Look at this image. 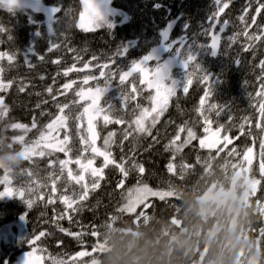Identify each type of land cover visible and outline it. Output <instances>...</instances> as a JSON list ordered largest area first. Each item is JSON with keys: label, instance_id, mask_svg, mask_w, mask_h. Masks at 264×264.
<instances>
[{"label": "trees", "instance_id": "trees-1", "mask_svg": "<svg viewBox=\"0 0 264 264\" xmlns=\"http://www.w3.org/2000/svg\"><path fill=\"white\" fill-rule=\"evenodd\" d=\"M43 2L57 8L51 31L46 26L44 13L0 2V29L6 31L0 32V52L15 53L11 65L7 60L0 61V68H3L0 78L5 83L13 82L7 91H0L8 107L7 116L0 120V159H3L0 176L5 171L12 173V184L9 185L12 188L27 185L29 172L34 174L32 180L48 184V187L31 197L34 201L32 207L26 202L29 198L27 194L25 199L15 192L0 197V264H14L18 254L32 246L45 249V253L63 260L65 264H69L77 252H91L99 239L91 235L93 228L98 231L105 220L118 214L127 201L128 191L139 185L169 189L172 195L166 198L151 197L146 201L149 205L147 208L139 205L136 213H126L133 222L155 215L170 218L179 224L177 216L181 212L180 201L173 188L183 186L202 190L217 181L229 186L233 174L243 166V154L249 147H253L254 158L248 173L251 178L260 181L256 192L249 197V204L255 210L250 231L257 240V246L264 248V177L260 174V164L264 162L260 141L264 139V132L256 127L261 120L259 103L264 102V96L260 95L264 85V72H261L264 41H249L245 36L246 24L251 26L247 28L249 35L264 32V12L257 14L255 11L259 6L257 0H251L247 13L244 9L250 0H221L220 6L228 3V7L217 16L219 22L223 23V31L215 55L210 49L209 32V25L218 11L215 0H112V5L125 12L128 19L120 23L121 17L116 15L113 25L104 24L93 30H85L77 25L81 0ZM252 16H256L258 25H252ZM210 17H213L211 21ZM171 19L175 22L170 38H183L185 46L198 54L187 69L174 71L181 85L170 97L155 125L152 126L151 122L146 124L151 128L150 133H133L124 140L125 130L131 131L129 123L152 102V90L145 83L141 84L139 73H132L123 85L117 73L114 79L107 82L109 89L101 99L102 108L107 109L109 104L112 105L115 117H122L126 123L105 126L103 114L96 121L97 146L103 145V138L109 132L115 133V143L111 146L115 159L120 161L123 156L129 160V168L132 162L142 164L145 173L141 175L138 170H132L125 178L114 166L105 168L104 178L94 191H90L79 211H69L72 219L69 220L67 215L57 219L65 213V205L55 194L54 203H48L51 180L47 178L53 171H59L58 163L53 168L49 166L50 161L66 159L64 154L55 152L45 157L34 155L12 166L5 163L12 160L6 159V156L21 149L22 144L39 138V129H43L58 114L52 96H56L60 104H69L73 115L79 114L83 111L84 102L76 93L88 86L105 85L104 77L100 76L101 66L109 65V68L104 69L106 73L127 70L132 62L159 42L162 28ZM52 44L57 47L49 51ZM25 56L30 63H25ZM41 56L43 59H40ZM197 64L200 68L196 67ZM70 68L74 70L65 76L64 72ZM206 74L209 75L208 80L203 79ZM86 76L97 79H90L84 84ZM73 81L72 88L64 91L63 85ZM185 84L187 92L184 91ZM49 87L53 89L51 94L47 91ZM134 87L136 92L132 91ZM21 88L24 90L20 91ZM206 90H210V95L201 104ZM128 94L130 96L125 107L122 101ZM74 100L77 103L73 104ZM212 106L222 107L219 116L216 114L218 109ZM205 116L212 121L211 129L222 125L221 131L230 136L232 143L226 148L221 145L213 149L201 148L198 138L205 134ZM33 122L37 128H32ZM12 123L23 124L28 131L13 129L10 126ZM76 123L79 122L70 120L68 126L74 147L79 148ZM181 128L185 130L180 131ZM187 128L193 129L196 139L184 144L176 153L173 148H166L178 132L179 140L176 143L183 144L187 138ZM21 137L23 139L18 140ZM232 149L236 152L232 153ZM75 155L74 152L73 159ZM170 162L175 165L174 174L167 169ZM102 163V158H97L95 166L99 167ZM121 180L124 183L118 188ZM3 187L0 185V191H3ZM75 190L79 191V186ZM20 222L21 227L18 226ZM60 228L67 231L62 232ZM40 232L48 235L41 237L34 245H29L28 240L34 239ZM69 232L80 235L76 237L69 235ZM89 259L90 256L80 258L76 264H80L81 260L86 264Z\"/></svg>", "mask_w": 264, "mask_h": 264}, {"label": "snow or ice", "instance_id": "snow-or-ice-1", "mask_svg": "<svg viewBox=\"0 0 264 264\" xmlns=\"http://www.w3.org/2000/svg\"><path fill=\"white\" fill-rule=\"evenodd\" d=\"M5 3L10 2V0H4ZM217 6L220 5L221 0H216ZM230 2V0H229ZM84 5V11L80 12V23L79 27L83 29H87L88 25L97 20L100 17V13L98 11L97 5L93 2V0H82ZM258 7L255 8L257 14H261L264 12V2L261 0H257ZM228 7V3H224L223 7H219V11L214 14L215 16H219V13L224 12V10ZM251 7V0L248 6L245 7L244 12H248V8ZM55 11V10H54ZM210 21L213 17L209 18ZM242 20L245 19L244 16L241 17ZM252 25H258V21L256 16H252ZM227 24V21H225ZM251 27L250 25H245V36L249 41L260 40L264 41V32L260 34H252L249 35L247 32V28ZM51 31V29H49ZM223 31V28H221ZM0 32H6L5 29H0ZM217 41L218 37L213 35L212 36V43H211V50L213 55L216 54L217 50ZM57 47V45L52 44L49 51L52 48ZM247 50V49H246ZM43 59V56L40 57ZM150 59L149 57H145L144 60L140 62H135L132 68L128 71H120L115 70L110 73H106L104 69L109 68L108 64H104L101 66L100 76L104 77L105 80V87L100 88L97 86L95 89L88 88L85 91L83 88L79 92L76 93V96L80 98V100L91 101L87 107L83 108V111L79 114L73 115L70 105L67 103L60 104L57 102L56 96H52L53 102L56 104L58 109V114L55 115V118L51 120L43 129H39V139L34 141L27 150V158L31 159L33 155H38L40 157L50 156L52 153L59 152L63 153L66 159H59L52 160L49 163L50 167H55L58 163L59 171H53L47 179L51 180L50 186V193L48 195V203H54L53 195H57L60 202L65 205V213L61 216L57 217V219H63L65 215H67L68 219L71 220L72 217L69 215V211L77 212L79 211L83 201L88 198L90 191H94L100 184V181L104 178V169L108 168L109 166H114L119 170L123 177H127L129 172L132 170H138V172L142 175L145 173V168L142 164H137L132 162L131 167H128L129 160L125 159L123 156L120 158V161H117L111 151V146L115 143L113 140V136L115 133L109 132L107 136L103 138V145L97 146V139L98 133L96 131V121L98 118L101 117L103 114L102 119L104 125L107 126L108 124L116 123V124H124L126 121L122 117H115V114L112 113V105H108L107 109L100 107L99 100L102 96V93L106 90L107 82H110L112 79L115 78L117 73H119V81L120 84L123 85L125 80L132 75L133 72L139 71L141 73V84L147 83L149 88H154L156 90V96L151 97L153 102V107L151 109V113L148 109H142L140 111L139 116L136 117L131 123H129L128 127L131 131L125 130L124 140H127L129 136L133 133H150L151 128L145 125V121L148 120L149 116H151V124L152 126L155 125L156 120L159 118V115L166 109L168 97L175 94V89L181 85H177L176 81H172L171 87L165 88L164 87V76L159 69L153 71L151 79H147L145 75V68L142 65L146 64V61ZM7 60L9 65H11L15 60V53H8V52H0V61ZM54 63H59V61H53ZM191 62H195V57L191 54L187 55L186 59L184 60L185 69L188 68ZM25 63H30L25 56ZM237 63H239L237 61ZM88 65L85 64V68ZM197 68L200 66L197 64ZM74 69H68L64 72V75L67 76L68 72L73 71ZM3 72V68H0V73ZM261 72H264V61H261ZM43 79V77H41ZM90 79H97L96 77L86 76L84 78L83 83L87 84ZM204 80L209 79V75H205L203 77ZM264 79V78H262ZM12 81L4 82L2 78H0V91H7L8 88L11 87ZM75 83L74 81L71 83H67L63 85V90L67 91L68 89L72 88V84ZM24 89L21 88L20 91ZM48 93L51 94L53 89L49 87L47 89ZM64 91L61 92V95L64 94ZM133 92H136L137 89L134 87L132 89ZM184 91L187 92L188 88L187 85H184ZM210 95V90L205 91L204 97L201 98V104L204 103L205 98ZM261 96H264V85H262ZM130 94L124 96V100L122 103L125 107H127L126 101L129 99ZM135 99L134 96L131 97ZM73 104L77 103V101H72ZM140 108V105L136 106ZM213 108H217V116L220 115V111H222L221 106H212ZM67 110V111H66ZM135 111V110H134ZM155 113V115H152ZM259 113L261 116V120L256 124V127L259 128L262 132H264V102L259 103ZM8 114V107L4 103V98L0 96V120H3ZM87 118V127L83 126V122ZM78 121L79 123L75 124V131L76 135L79 138V148L74 147V141L72 140V136L69 131L68 123L69 121ZM204 132L210 133L209 136H205L203 139H200L199 143L201 148L209 142L212 141L216 145L223 144V148H226L229 144L232 143V140L227 136H223L221 139L220 137V128L223 127L222 125L218 127L215 131L211 130V123L212 121L209 117H204ZM135 125L132 128V125ZM11 128L13 129H23L25 132L28 131L27 126L19 123H12ZM32 128H37V124L33 122ZM184 128H181L180 131H184ZM63 133V138L60 139V135ZM250 134V133H249ZM23 139V137H21ZM196 139V134L192 128H187V138L183 141V144H177L176 141L179 140V132L177 133L176 138L170 142L169 145H166V148H173L174 153L179 152L184 144H188L191 140ZM207 141V142H206ZM260 148L264 150V139L260 141ZM76 153L75 158L73 159V153ZM236 150L232 149V153H235ZM252 149L249 147L243 154V159L247 161L251 165L252 163ZM262 160H264V151L261 152ZM97 158H102L103 163L97 167L95 166ZM131 159V158H129ZM70 165H75L76 167L73 168ZM183 167V165H180ZM167 169L170 173L174 174L176 171L175 165L170 162L167 165ZM260 174L264 177V162L260 164ZM13 174L7 171L4 172L3 176H0V185L4 186L3 191H0V197L4 196L5 194L11 195L15 192L16 195L20 196L21 198L25 199L26 194L29 198L26 199V202L29 207L33 206V199L31 198L36 194L37 191H42L44 188L48 187V184H40L36 180H32L31 177L34 175L33 173H27L29 177V181L27 185H21L18 188H12L9 185L12 184L11 176ZM124 181L121 180L117 187H121ZM260 184V181H257ZM61 185L63 186V192L61 193ZM76 186H79V191H76ZM149 196L152 197H160L162 198V194L158 191H154L153 189L149 188L147 185H143L136 189H130L128 191L126 200L127 202L123 204V206L119 209L120 211H126L128 213H136L137 205H143L147 208L149 205L146 203L147 198ZM143 215V212L139 213ZM24 219V217H21ZM59 227V225H57ZM60 231H67L66 229L60 228ZM69 235H73L79 237V233H68ZM48 235V233L40 232L38 236H35L34 239L28 240L29 245H34L37 241L40 240L41 237ZM91 235L93 237H98V231L93 228ZM99 246V239L97 243L92 246L91 252L89 251H80L77 252L75 257L71 258L69 264H76L80 258L89 257L91 256ZM43 252L45 249L33 247L32 251H29L25 254L26 259L24 264H42L45 261V257L41 255H35L36 252ZM53 264H65L63 260H53ZM80 264H84L81 260Z\"/></svg>", "mask_w": 264, "mask_h": 264}, {"label": "clouds", "instance_id": "clouds-1", "mask_svg": "<svg viewBox=\"0 0 264 264\" xmlns=\"http://www.w3.org/2000/svg\"><path fill=\"white\" fill-rule=\"evenodd\" d=\"M22 158L5 161L18 165ZM177 219L146 216L133 222L118 211L98 230L99 246L86 264H264L250 226L254 209L242 177L230 186L217 181L202 190L173 188Z\"/></svg>", "mask_w": 264, "mask_h": 264}, {"label": "rangeland", "instance_id": "rangeland-1", "mask_svg": "<svg viewBox=\"0 0 264 264\" xmlns=\"http://www.w3.org/2000/svg\"><path fill=\"white\" fill-rule=\"evenodd\" d=\"M0 2L3 4L20 5V6L27 7L31 10L44 13L45 19H46L45 23H46L47 28L48 29L52 28L53 15L57 10V8L55 6L47 5L43 2V0H10V2H8V3H5L4 0H0ZM93 2L98 7L100 17L97 20L92 21L87 26L88 28L85 30H93V29L97 28L98 26H101L104 24L113 25L114 23H116V21H115L116 15H119L121 17V20L119 21L120 23L123 21H126L128 19V16L125 12L121 11L120 9L115 8L112 5V0H93ZM81 3H82V0H81ZM219 7H221V6L220 5L218 6V11H219ZM81 11H84L83 3H82ZM174 22H175L174 19L169 20L160 32L159 42L156 43L146 54L142 55L139 59H136L134 62H132L130 67L125 71L130 70L135 62H140V61L144 60L145 57H149L150 59H148L146 61V64L142 65V67L145 68V75H146L147 79H151L153 71L156 69H159L164 76L163 84H164L165 88L171 87L172 81H176L177 85H179L180 79L178 78V76L174 75V71L185 68L184 60L186 59L187 55L191 54L196 58L198 53L191 51L189 49V47H186L183 38H180V37L175 38V39L170 38V32L172 30ZM79 23H80V14H79V17L77 19V25H79ZM221 28H223V23L219 22V20L216 16V18H214L209 25V32H210V36H211L210 49H211V43H212V36L213 35L218 37V41H217V47H218L220 37H221ZM180 72L181 71H178L177 73H180ZM133 73H139L141 76V73L139 71H136ZM145 85L147 88H149L147 83H145ZM97 86H99L100 88L105 87V85H97L96 84L93 86H88V87L83 88V89L85 91H87L88 88L95 89ZM177 88L175 89V92H176ZM108 89H109V85L106 86V90L102 93V96L99 100L100 107H101V99ZM149 89L152 90V97L156 96V90L154 88H149ZM171 96L168 97V101H169ZM81 101H83V100H81ZM168 101H167V103H168ZM83 102H84L83 108L87 107L88 104L91 103V101H88V103H85V101H83ZM152 107H153V102H151V104L147 108L150 113H151ZM152 115H155V113H152ZM150 122H151V116H149L148 120L145 121V125L146 124L148 125ZM84 125L86 128L87 127V118H85V120H84ZM216 129L217 128H212L211 130L215 131ZM96 131H97V127H96ZM97 133H98V131H97ZM225 135H227L230 138V136L228 134L223 133L220 129L221 139ZM205 136L210 137V133H205L204 135L200 136L198 138V143H199L200 139H203ZM62 138H63V136L61 133L60 139H62ZM38 139L39 138L33 140L31 143H28V144H25V143L22 144L21 149H19L18 151L9 153L6 156V159L15 160L17 158V156L21 157L22 159L27 158L28 148L30 147V145L34 141H36ZM210 139H211V137H210ZM18 140H21V138H18ZM220 145L223 146V144H220ZM220 145H216L212 141H209L204 147L209 148V149H213V148H216ZM250 148L252 149L251 156H252V161H253L254 150H253V147H250ZM2 163H3V159H0V164H2ZM249 165L250 164L244 160L243 166L241 168H239L233 174L231 182H230V184L234 183L237 180V178H240V177H242L244 179V181L246 183V187H247L246 200L248 201V203H250V201H251L249 197L252 196L256 192L257 185H258V183H257L258 180L255 178H251L249 173H248ZM141 186H143V185H139L136 188L141 187ZM148 187L153 189L154 191L160 192L162 194V198H166V197H169L172 195V191L169 189L155 188V187H150V186H148ZM4 196H9V195L5 194ZM151 197L152 196H149L147 198V200ZM158 198H160V197H158ZM138 206L139 205H137V207ZM263 215H264V206H263ZM21 225H22V222H20L18 224L19 227H21ZM7 231H9V228H7ZM33 247H35V246H32L29 250L21 252L20 254H18L14 264H24V261L26 259L25 254L29 251H32ZM35 255H41V256H44L46 258L45 261L42 262V264H53V260H58L56 258L51 257L49 254L45 253V251H43V252L38 251L35 253Z\"/></svg>", "mask_w": 264, "mask_h": 264}]
</instances>
